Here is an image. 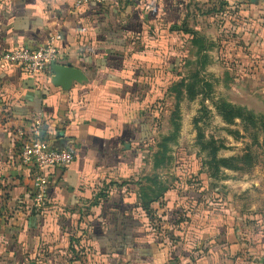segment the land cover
I'll use <instances>...</instances> for the list:
<instances>
[{
  "label": "crops",
  "instance_id": "1",
  "mask_svg": "<svg viewBox=\"0 0 264 264\" xmlns=\"http://www.w3.org/2000/svg\"><path fill=\"white\" fill-rule=\"evenodd\" d=\"M173 1L76 8L75 0H0V264H264V218L247 219L233 206L243 187H233L225 207L213 208L203 189H186L187 177L178 173L180 188L167 189L164 204L152 203L150 216L140 207L144 178L160 181L152 160L150 173L143 172L142 131L176 81L175 51L188 39ZM256 13L264 22V8L237 14ZM239 29L237 22L233 34ZM55 33V62L79 69L83 83L63 90L50 68L32 76L1 58L15 48L36 49ZM252 44L251 57L264 69V45L256 37ZM221 67L216 76L223 79ZM242 76L264 82V70ZM36 115L48 146L74 153L71 165L53 171L41 206L19 157L20 135ZM165 220L160 224L171 230L160 233L154 222Z\"/></svg>",
  "mask_w": 264,
  "mask_h": 264
},
{
  "label": "rangeland",
  "instance_id": "2",
  "mask_svg": "<svg viewBox=\"0 0 264 264\" xmlns=\"http://www.w3.org/2000/svg\"><path fill=\"white\" fill-rule=\"evenodd\" d=\"M172 5L179 15L180 28L190 32L181 48L175 51L176 82L181 79L185 84L197 82L194 87L196 92L190 98L183 88L177 101L175 93L165 90L154 110V116L148 118L150 120L142 131L143 141L139 144V150L146 162L143 172L150 173L148 162L161 152L160 145L164 139L172 136L173 139L165 142V159L158 167L163 186L167 189L180 188L176 175L185 174L186 189L199 191L203 188L202 197L213 208L225 207L233 187H243V192L234 193L235 210H239L241 216L249 217L247 219L262 220L264 131L249 125L243 126L239 121L234 125L223 123L213 104L223 100L246 109L258 118L264 117V82H254V77L242 76L251 73V70L254 74L257 70L261 73L264 70L257 64L259 58L251 57L250 51L253 50H249L254 45L252 42L255 37L264 45L263 14H254L257 18L251 14L247 17L237 14L239 10L245 9H261L263 12L264 5L261 0L252 3L249 0L244 3L236 0H175ZM248 20H254L255 26L247 29L244 24ZM237 22H240V29L237 34H233L235 30L232 27ZM192 39L198 44L192 45ZM217 63L225 73L223 79L216 76L221 71L217 70ZM253 66H258L256 71H253ZM233 75L235 81H231ZM174 105H177V112H174ZM233 132H237V135H233ZM211 142L221 146L216 152L217 159L246 155L251 163L247 166L239 162L238 165L242 167L240 170L220 168L215 176L211 175L208 149L205 148ZM253 183L258 185L254 186ZM247 188L253 189L255 193H248ZM160 201L165 203L162 199ZM252 202H258L256 209L251 208ZM170 217L169 221L176 219L174 213ZM154 223L160 233L171 230V225L160 224L168 223L167 220ZM175 226L172 231L177 234Z\"/></svg>",
  "mask_w": 264,
  "mask_h": 264
},
{
  "label": "built area",
  "instance_id": "3",
  "mask_svg": "<svg viewBox=\"0 0 264 264\" xmlns=\"http://www.w3.org/2000/svg\"><path fill=\"white\" fill-rule=\"evenodd\" d=\"M105 0H75L76 8L90 2H104ZM60 35H50L44 45L33 50L23 47L5 52L1 58L32 76L45 74L50 63L57 58V42ZM43 121L41 115H36L28 133L20 135V163L31 169L33 182V201L37 206L47 201V190L51 176L56 168H65L74 161V153L70 148H52L43 138Z\"/></svg>",
  "mask_w": 264,
  "mask_h": 264
},
{
  "label": "trees",
  "instance_id": "4",
  "mask_svg": "<svg viewBox=\"0 0 264 264\" xmlns=\"http://www.w3.org/2000/svg\"><path fill=\"white\" fill-rule=\"evenodd\" d=\"M176 28V27H174ZM179 31L185 36L189 37L190 32L186 29L179 28ZM178 31V32H179ZM192 45L198 44V41L192 39ZM146 58V57H143ZM175 80L176 77H175ZM183 79L179 81H174V78L170 82L169 92L175 93V98L178 101V98L181 95V89L185 88L187 94H189L190 98H192L195 94V85L197 82H192L189 84H185ZM201 82V81H200ZM206 85V84H205ZM209 87V85H206ZM218 116L221 118L223 123L227 125H234L236 121H239L243 126L249 125L251 128H258L257 130L264 131V117H256L251 112L246 109L232 105L231 103L225 102L223 100H218L213 104ZM174 112H177V105H174ZM233 135H237V132H233ZM171 137H166L164 142L160 145L161 152L156 153L153 157V168L156 169L160 166V162H163L165 159V153L167 151V147L165 142L171 140ZM173 139V138H172ZM208 149L209 155V164L211 165L212 173L211 175L215 176L220 168L229 169V170H240L241 166L238 165L239 162H242L243 165L249 166L251 163L248 156L241 157H232V158H216V152L221 146L214 145V142H211L205 146ZM147 185H140L138 192L139 204L142 210L146 213L147 216H150L152 210L150 208L152 203L158 202L162 199L163 195L167 191V188L163 186L160 181H157V178L154 177H145L144 178ZM203 189V188H200ZM199 189V190H200Z\"/></svg>",
  "mask_w": 264,
  "mask_h": 264
},
{
  "label": "water",
  "instance_id": "5",
  "mask_svg": "<svg viewBox=\"0 0 264 264\" xmlns=\"http://www.w3.org/2000/svg\"><path fill=\"white\" fill-rule=\"evenodd\" d=\"M50 70L53 73L51 78L52 83L61 87L63 90L70 89L74 82L81 84L86 81V77L83 73L79 69L71 67L70 65H64L52 61L50 63Z\"/></svg>",
  "mask_w": 264,
  "mask_h": 264
}]
</instances>
